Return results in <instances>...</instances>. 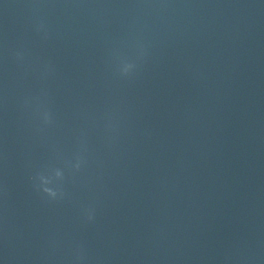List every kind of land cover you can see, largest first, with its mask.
<instances>
[{
  "label": "water",
  "instance_id": "1",
  "mask_svg": "<svg viewBox=\"0 0 264 264\" xmlns=\"http://www.w3.org/2000/svg\"><path fill=\"white\" fill-rule=\"evenodd\" d=\"M0 264H264V0H0Z\"/></svg>",
  "mask_w": 264,
  "mask_h": 264
},
{
  "label": "clouds",
  "instance_id": "2",
  "mask_svg": "<svg viewBox=\"0 0 264 264\" xmlns=\"http://www.w3.org/2000/svg\"><path fill=\"white\" fill-rule=\"evenodd\" d=\"M16 56H17V58L22 59L20 53H17ZM131 67H132V65L129 64V65H128V68L125 69L124 72L127 73L128 70H129ZM44 121H45L46 123H49V122H50V115H49L48 112H45V113H44ZM60 175H61V174H60ZM43 182H44V183H47L46 181H43ZM43 191H44L45 193H47L49 196H51V197H55V196H56V192L53 191L52 189L44 188ZM88 219L91 221V220L93 219V216H92L91 214H89ZM79 258H80V257H78V259H79Z\"/></svg>",
  "mask_w": 264,
  "mask_h": 264
}]
</instances>
